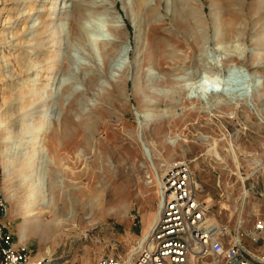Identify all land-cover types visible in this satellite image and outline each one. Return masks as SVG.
<instances>
[{"label": "rangeland", "instance_id": "obj_1", "mask_svg": "<svg viewBox=\"0 0 264 264\" xmlns=\"http://www.w3.org/2000/svg\"><path fill=\"white\" fill-rule=\"evenodd\" d=\"M54 1L0 0V222L17 247L49 264L132 262L171 157L191 170L211 222L234 235L241 219L245 232L264 221V0H146L142 11L135 0ZM29 60L49 67L41 81L21 71ZM63 189L88 214L20 243L10 200L60 205Z\"/></svg>", "mask_w": 264, "mask_h": 264}, {"label": "built area", "instance_id": "obj_2", "mask_svg": "<svg viewBox=\"0 0 264 264\" xmlns=\"http://www.w3.org/2000/svg\"><path fill=\"white\" fill-rule=\"evenodd\" d=\"M160 215L149 227L132 262L104 257L92 264H264V221L245 232L241 219L235 234L211 222L210 208L197 199L201 190L187 167H175L163 178ZM245 240L250 242L248 244ZM0 264H49L34 261L15 244L0 222Z\"/></svg>", "mask_w": 264, "mask_h": 264}, {"label": "bare ground", "instance_id": "obj_3", "mask_svg": "<svg viewBox=\"0 0 264 264\" xmlns=\"http://www.w3.org/2000/svg\"><path fill=\"white\" fill-rule=\"evenodd\" d=\"M23 1V0H22ZM53 1V0H52ZM57 1V0H56ZM56 1H54L53 2V4H52V6H50L51 8H50V10H53V9H55L56 8V6H55V4H57L56 3ZM58 2V1H57ZM37 4V3H36ZM54 6H55V8H54ZM135 6L139 9V11H142V10H145V9H147V6H146V0H135ZM29 8V7H28ZM2 10V9H1ZM32 11H34V10H32ZM32 11L30 10L28 13H27V15L29 14L30 16H31V14H32ZM49 11V10H48ZM54 11V10H53ZM26 13V12H25ZM34 14V13H33ZM27 15H26V17H27ZM30 16H29V18H30ZM33 16V15H32ZM22 18V17H21ZM24 18H25V16H24ZM31 19V18H30ZM24 20V19H23ZM23 22V21H22ZM44 22V21H43ZM46 22V21H45ZM18 24V23H17ZM26 24H28V23H25V25ZM41 24V23H40ZM25 25H24V27H25ZM39 25H37V27H38ZM47 26V25H46ZM45 26V27H46ZM36 27V28H37ZM25 28H27L28 29V27L26 26ZM24 28V29H25ZM29 28H30V26H29ZM89 28V27H88ZM39 29V28H38ZM41 29H43L42 27H41ZM114 29V28H113ZM23 30V29H22ZM30 30V29H29ZM33 29H31V31H32ZM43 30H45V29H43ZM35 31V30H34ZM39 31V30H38ZM46 31V30H45ZM42 32H44V31H42ZM114 32L119 36V31L118 30H114ZM22 33H24V32H22ZM34 33V32H33ZM36 33H38L37 31H36ZM35 33V34H36ZM40 33H41V31H40ZM139 33V32H138ZM6 34H8V33H6ZM5 34V35H6ZM20 34V33H19ZM29 34V33H28ZM31 34V33H30ZM23 36H22V40L24 41V38L26 37V35H24V34H22ZM44 35V34H43ZM2 36H3V34H2ZM7 36V35H6ZM14 36V35H13ZM28 36V35H27ZM40 36V35H39ZM141 36V35H140ZM5 37V36H4ZM36 37V36H35ZM44 37V36H43ZM16 39H17V36L15 37ZM120 38V37H119ZM20 39V38H19ZM18 39V43H19V40ZM117 39V38H116ZM26 40V39H25ZM17 41V40H16ZM21 42V41H20ZM16 42L14 41V44H15ZM27 43V42H26ZM17 44V43H16ZM20 44H22V42L20 43ZM24 45V44H23ZM138 45V44H137ZM15 46V45H14ZM19 46V45H18ZM107 47L108 46H106V45H103V48H104V51H105V54H106V56L108 57L109 55H110V53H114V51L112 52L111 50H107ZM31 51H33V49L31 50ZM111 51V52H110ZM30 52V51H29ZM30 54H32V53H30ZM153 56V55H152ZM233 56V55H232ZM21 57H22V55H21ZM20 56H19V58H21ZM106 57V60L105 61H109V59ZM18 60H19V58L18 57H16ZM28 59V58H27ZM183 60V59H182ZM26 61V60H25ZM55 61H56V59H55ZM185 61V60H184ZM31 61L29 60V63H30ZM43 62V61H42ZM51 62H53V61H51ZM38 63H40V62H38ZM55 63V62H54ZM56 63H58V61H56ZM55 63V64H56ZM31 65L29 66V65H24L23 67H20V68H22L21 69V71L23 72V74L24 75H26L27 74V76H30V75H32V74H34V73H36L35 74V78H32V79H30V82H34V81H41L42 80V78H40L41 76L40 75H42L45 71L44 70H46V69H48V68H46V69H42L41 68V66H40V70L37 68V67H35V63H33V62H31L30 63ZM41 65H42V63H41ZM186 65V64H185ZM9 66V65H8ZM11 66V65H10ZM21 66V65H20ZM37 66V65H36ZM182 67V66H181ZM44 68V67H43ZM184 68V67H183ZM182 68V69H183ZM9 69V68H8ZM17 69V68H16ZM43 71V73L42 74H40L41 72ZM17 72V71H16ZM15 72V73H16ZM22 72H20V73H22ZM5 74V73H4ZM15 75V74H14ZM16 76H18V75H16ZM40 76V77H39ZM20 77V76H19ZM34 77V76H33ZM201 77V76H200ZM18 78V77H17ZM21 78V77H20ZM45 78V77H44ZM170 79V78H169ZM94 79L93 78H91L90 80H89V82L90 83H94ZM128 78H122V80H121V84H122V86H125L126 87V85H127V83H128ZM29 86V89H30V86L31 85H28ZM27 86V87H28ZM5 88V87H4ZM114 90L116 91V92H120L121 91V93H122V88L120 87V83L119 84H116L114 87ZM37 89V88H36ZM25 91V89L23 90V92ZM140 92V91H139ZM25 93V92H24ZM39 93V92H38ZM18 95L20 96V94L18 93ZM226 96V95H225ZM223 97H224V94H223ZM228 99V98H227ZM105 100L106 101H108L109 100V96H107L106 98H105ZM229 100V99H228ZM227 100V101H228ZM146 105V104H145ZM13 107V106H12ZM148 107V106H147ZM43 116L45 117V115L43 114ZM42 116V117H43ZM48 116V115H47ZM44 120V119H43ZM22 122V121H21ZM43 122H45V121H43ZM22 124V123H21ZM25 125V124H24ZM16 126V125H15ZM24 129V128H23ZM9 135H11V134H9ZM22 142V141H21ZM20 143V142H19ZM18 143V144H19ZM25 143V142H24ZM21 145V144H20ZM19 145V146H20ZM35 145V144H34ZM16 148V147H15ZM18 149V148H17ZM23 149V148H22ZM35 149V148H34ZM34 149H33V151H34ZM20 150H21V148H20ZM25 150V149H24ZM212 150H214V151H216V152H214L215 154H216V158L218 159V160H221L222 162H223V157H221L220 155H219V153H218V151H217V149H216V147L214 146L213 147V149ZM33 152H32V150H31V152H27V158L25 157L24 159H28V157L29 156H31V154H32ZM234 153H235V151H234ZM7 155V154H6ZM25 156V155H24ZM173 157H171V158H168L169 160H167V164H166V167H165V173L163 174V176H165V174L167 173V171L168 170H170V169H172L173 167H175V166H179L180 165V163H177V164H175V163H170L171 162V160L170 159H172ZM23 159V160H24ZM33 159V158H32ZM22 161V160H21ZM26 161L27 160H24V164H26ZM32 160H29L28 162L30 163ZM27 162V163H28ZM34 163V162H33ZM163 166V165H162ZM236 166V169L237 170H239L240 171V166L239 165H235ZM33 169V168H32ZM225 169V168H224ZM93 172V171H92ZM1 175V174H0ZM86 176V175H85ZM80 179V178H79ZM37 181L35 180L34 182H30V184H28L27 182V185H28V187H34V189H36V191L37 190H39L40 189V185L38 184V182L36 183ZM161 182L163 183V179L161 180ZM88 184V183H87ZM80 188V187H79ZM30 189V188H29ZM75 190V189H74ZM28 191H30V190H28ZM31 191H32V189H31ZM35 191V190H34ZM71 191V190H70ZM73 191V190H72ZM90 192V191H89ZM91 192H92V190H91ZM28 193V192H27ZM31 193V192H30ZM76 193L81 197V198H87L88 197V195L86 194V191L85 190H83V189H78L77 191H76ZM71 194H73V193H71ZM89 194V193H88ZM161 194H162V192H161ZM61 195V194H60ZM75 196V195H74ZM14 197V196H13ZM33 197V196H32ZM31 197V198H32ZM79 197V198H80ZM15 198V197H14ZM14 198H12V199H14ZM34 201H36V198H35V196H34V199H33ZM62 201H61V204L60 205H57V204H52V202H47L46 204L45 203H43V202H36V205H33V206H30V205H28L27 207H25L24 206V204L23 203H26V201L25 202H17V200L15 199V200H10V201H12V206H13V208L14 209H17L18 210V212H20L19 214L20 215H22V218H23V224H22V226H21V229H20V233H19V238H20V243H22V242H25L26 240H27V238L31 235V234H34V233H38V234H40L41 236H42V238H45V239H49V238H51V237H54V236H60V234H62V229L64 230L67 226H68V224H72V223H74L75 221H76V219H77V216H78V214L80 213V212H85V214H88V212L89 211H87V206L86 205H84V203L82 202V200H73V199H71V197H70V195L68 194V191H66V190H64L63 189V194H62V199H61ZM32 201V200H31ZM33 201V202H34ZM29 202V201H28ZM28 202H27V204H28ZM34 207V208H33ZM40 208V209H39ZM22 209H24V210H22ZM160 209L161 208H159V213L157 214V216H156V218H155V221H156V219H158V217H159V215H160ZM81 215V214H80ZM86 216V215H85ZM87 218V217H86ZM87 220H90L91 222L94 220L93 219V216H92V214H91V216L90 217H88L87 218ZM154 221V222H155ZM58 234V235H57ZM145 239V238H144ZM144 239L142 240V242L144 241ZM44 240V239H43ZM141 244V243H140ZM137 250H138V248H136L135 249V254L134 255H136V253H137ZM196 263V261L195 260H190V262H189V264H195Z\"/></svg>", "mask_w": 264, "mask_h": 264}]
</instances>
